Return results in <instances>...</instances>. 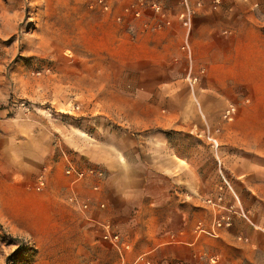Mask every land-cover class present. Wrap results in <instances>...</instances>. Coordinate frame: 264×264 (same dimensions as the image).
<instances>
[{"label":"rangeland","instance_id":"1","mask_svg":"<svg viewBox=\"0 0 264 264\" xmlns=\"http://www.w3.org/2000/svg\"><path fill=\"white\" fill-rule=\"evenodd\" d=\"M187 3L0 0V264H120L125 250L118 251L102 239V225L110 224L123 239L127 235L106 216L108 204L98 200L101 188L93 190L99 182L90 179L73 185L67 180L63 187L67 196L46 189L55 162L47 159L51 145L64 159L67 155V167L100 169L105 175L100 185L107 173L89 159V152L137 156L135 150H146L152 156L166 150L184 157L185 166L200 172L203 204L218 209L224 204L219 198L229 192L240 212L254 222L264 221V190L250 191L264 181L231 175L236 170H264L263 104L256 111L255 101L244 98L228 103L219 115L201 114V83L184 48V34L170 35L166 49L135 46L136 37L143 34L140 29L150 20L161 18L169 27L184 26L180 14L189 9L192 18L201 0ZM213 3L221 5L219 0ZM230 6L264 13V0H233ZM242 21L261 27L264 17ZM139 56L154 63L148 68L155 81L154 106L163 97L158 105L164 121L153 119L144 129L135 128L141 120L128 109V76ZM209 104L214 106L213 101ZM231 106L237 111L228 120L225 113ZM244 111L245 118L238 120ZM135 140L146 141L145 148L137 147ZM240 140L248 145L240 147ZM222 152L236 162H216L215 156ZM241 156L250 161L241 164ZM62 165L64 176L66 160ZM42 174L47 186L38 191ZM61 185L57 183L58 188ZM74 193L89 201L88 212L71 207L68 198ZM222 217L218 213L215 220ZM214 262L217 259H209L208 264Z\"/></svg>","mask_w":264,"mask_h":264},{"label":"crops","instance_id":"2","mask_svg":"<svg viewBox=\"0 0 264 264\" xmlns=\"http://www.w3.org/2000/svg\"><path fill=\"white\" fill-rule=\"evenodd\" d=\"M219 1L221 5H214L213 0H201L189 28L179 24L169 27L161 18L150 20L140 29L143 34L136 37L135 46L143 44L145 50L150 45L166 49L170 35L184 34V46L189 48L192 66L201 83L199 113L219 115L220 109H225L228 103H238L244 98L254 100L258 111L261 104L264 106V24L260 27L242 20L262 18L264 13L232 10L230 3L233 0ZM189 31L191 39H188ZM152 65L154 63L150 64L147 56H139L130 68L128 109L141 120L136 129L147 128L153 119L161 124L164 121L158 105L163 102V97L155 106L153 102L155 81L148 75ZM159 82L163 83V80ZM210 101L214 106L209 104ZM245 116L244 111L238 120ZM212 128L219 129L217 125ZM135 143L137 147L145 148L146 141L135 140ZM243 143L248 145L246 140H240L238 145L242 147ZM53 147L51 145L47 159L55 162L50 168L46 189L49 194H57L58 190L65 193L67 190L63 191V187L68 178L63 176L62 164L66 160L67 168L69 159L67 155L65 159L61 157ZM42 151L40 155H44ZM135 151L137 156L133 153L89 152V159L103 166L107 173L98 200L108 204L106 216L127 235L124 241L129 248L123 255L119 253L120 264H146L139 262L143 258L152 264H208L209 259H217L216 264H264V221L254 222L240 212L229 192L219 198L224 204L217 206L218 209L203 204L199 193L200 172L185 166L188 160L184 157L169 155L166 150L154 153L155 156H149L146 150ZM232 157L222 152L214 159L219 163L236 162ZM240 159L241 164L250 161L244 156ZM232 174L236 178L264 181V170L261 169L236 170ZM189 177L191 181L187 180ZM58 182L62 183L59 188ZM256 189L264 190V182L256 183L250 191L257 193ZM222 209L225 210L222 212ZM218 213L231 218L229 226H216Z\"/></svg>","mask_w":264,"mask_h":264},{"label":"built area","instance_id":"3","mask_svg":"<svg viewBox=\"0 0 264 264\" xmlns=\"http://www.w3.org/2000/svg\"><path fill=\"white\" fill-rule=\"evenodd\" d=\"M183 1L188 6L187 1L186 0ZM99 3L103 4V0H99ZM105 8L107 9V6H105ZM160 9L161 8L159 6H155L156 11H160ZM190 14L191 12L188 9L187 11L182 12L179 16V19L182 21L185 27H190V23H191ZM185 49H188L189 51L188 47H185ZM236 111H237L236 107L234 106L229 107V109L226 110L225 117L228 120H233ZM64 175L66 178H68V180H70V182L73 185L90 179H93L96 182L98 181L99 183L93 184V190L95 192L100 191L101 188L100 182L105 178L104 173L100 169L88 168L85 170H81L75 168L74 166H68L64 171ZM46 186H47V178L45 174H42L38 178L36 189L38 191H42L46 188ZM68 202L72 208L80 210L84 213L88 212L91 209V204L89 203V201L82 200L75 193L68 198ZM100 208L104 209L105 205L101 204ZM230 223H231L230 217H222L220 220L216 221V226L218 228H222L224 226H229ZM102 227L104 229L102 239L105 242L112 244L118 251H121L122 249L126 250L129 248V246L125 243L122 236L114 229L113 226H111L110 224H103ZM142 260L145 261L147 264H150L149 261L145 260V258H143Z\"/></svg>","mask_w":264,"mask_h":264}]
</instances>
